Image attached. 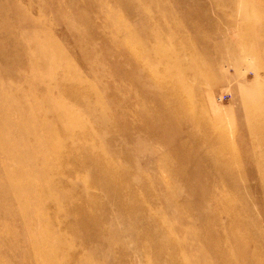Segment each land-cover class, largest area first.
<instances>
[{
	"label": "rangeland",
	"instance_id": "obj_1",
	"mask_svg": "<svg viewBox=\"0 0 264 264\" xmlns=\"http://www.w3.org/2000/svg\"><path fill=\"white\" fill-rule=\"evenodd\" d=\"M0 264H264V0H0Z\"/></svg>",
	"mask_w": 264,
	"mask_h": 264
},
{
	"label": "bare ground",
	"instance_id": "obj_2",
	"mask_svg": "<svg viewBox=\"0 0 264 264\" xmlns=\"http://www.w3.org/2000/svg\"><path fill=\"white\" fill-rule=\"evenodd\" d=\"M216 150H218V148ZM219 154L222 155L220 152H219ZM223 252H224L225 255H229L231 257L232 252H231L230 248H226Z\"/></svg>",
	"mask_w": 264,
	"mask_h": 264
},
{
	"label": "built area",
	"instance_id": "obj_3",
	"mask_svg": "<svg viewBox=\"0 0 264 264\" xmlns=\"http://www.w3.org/2000/svg\"><path fill=\"white\" fill-rule=\"evenodd\" d=\"M227 97V94H223L222 96H220L219 98L220 99H223V98H226Z\"/></svg>",
	"mask_w": 264,
	"mask_h": 264
}]
</instances>
